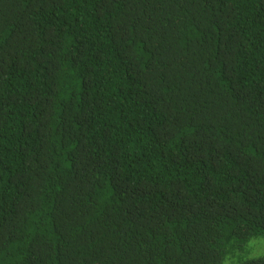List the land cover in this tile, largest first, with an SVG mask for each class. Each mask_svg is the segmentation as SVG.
I'll use <instances>...</instances> for the list:
<instances>
[{"label":"trees","instance_id":"16d2710c","mask_svg":"<svg viewBox=\"0 0 264 264\" xmlns=\"http://www.w3.org/2000/svg\"><path fill=\"white\" fill-rule=\"evenodd\" d=\"M258 239L264 0H0V264H264Z\"/></svg>","mask_w":264,"mask_h":264},{"label":"rangeland","instance_id":"374dc122","mask_svg":"<svg viewBox=\"0 0 264 264\" xmlns=\"http://www.w3.org/2000/svg\"><path fill=\"white\" fill-rule=\"evenodd\" d=\"M264 256V239L253 240L246 247L240 258L242 260ZM238 261V260H237Z\"/></svg>","mask_w":264,"mask_h":264}]
</instances>
